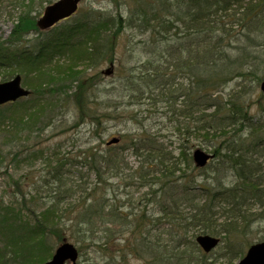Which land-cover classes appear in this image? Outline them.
Returning a JSON list of instances; mask_svg holds the SVG:
<instances>
[{
  "label": "trees",
  "instance_id": "trees-1",
  "mask_svg": "<svg viewBox=\"0 0 264 264\" xmlns=\"http://www.w3.org/2000/svg\"><path fill=\"white\" fill-rule=\"evenodd\" d=\"M52 1L0 0V13L18 12L16 29L11 36L23 37L31 31L41 33L29 51L20 50L16 54L20 59L17 64L24 68L21 73L35 64L38 66L39 61H50L59 55L55 39L59 41L60 37L82 39L80 43L86 45L84 55L89 65L103 60L111 62L118 33L125 28L137 29L138 34L147 37L143 43L152 44L147 47L148 57L141 64L142 84L136 85L126 78L117 96L122 103L107 98L105 101L110 103L106 105L107 110L116 109L125 101L126 106H135L141 99L139 105L162 103V112L169 116L172 130L195 136L205 147L212 148L219 159L212 171L227 169L233 180L226 186L217 176L210 185L170 189L169 184L176 185L178 179L191 177L185 174L188 167H193L190 145L182 139L178 146L179 158L166 150L159 136L132 137L133 151L144 157L133 172L142 178L138 177L137 186L149 189L139 193L140 201L148 209L156 205L159 215L147 213L145 208L134 213L133 195L129 192L126 195L130 202L120 203L108 180L117 177L126 164L111 153L98 156L91 153L87 165L95 174L94 180L87 186H69V218L58 206L62 202L60 198L51 200L37 213L24 200L15 209L0 205V235L6 240L0 246V264L9 261L7 242H18L12 250L16 258L27 264L42 263L54 247L47 240L61 241L68 227L69 237L82 245L85 241L95 245L105 264H128L134 257L144 264H189L191 261L215 264L217 260L208 262L207 255L195 244L193 238L197 233L221 235V241L227 240L226 253L231 259L241 256L244 248L230 246L226 238L264 224V100L257 103L258 116L250 113V106L246 104L251 90L247 85L259 81L258 75L264 70V0H133L126 18L119 12H101L90 14L87 19H67L59 27L39 31L35 24L39 8ZM54 46L58 50L51 52ZM6 53L0 46V65L11 66L3 61ZM74 73L62 74L49 82H37L28 97L19 99L21 110L31 109L37 95L39 98L68 96L72 86L66 84L77 80L78 85L73 86L77 88L71 95L75 96L73 103L81 119L90 116L89 106L95 100H90L91 93L83 92L82 77L74 79ZM233 81L235 88L227 93L226 87ZM122 97L128 98L124 101ZM144 111L150 112L149 108ZM131 116L135 119L134 112ZM210 165L194 170L208 169ZM157 183L161 185L156 187ZM198 197L205 200L199 204ZM253 205L259 211H253ZM189 232L191 238L187 235ZM257 237L264 239L263 226ZM186 244L203 255V260L196 261L191 250L185 249Z\"/></svg>",
  "mask_w": 264,
  "mask_h": 264
},
{
  "label": "rangeland",
  "instance_id": "rangeland-1",
  "mask_svg": "<svg viewBox=\"0 0 264 264\" xmlns=\"http://www.w3.org/2000/svg\"><path fill=\"white\" fill-rule=\"evenodd\" d=\"M132 3H134L133 0H81L78 12L71 19H87L90 14H100L101 12L114 14L119 12L123 18H126L130 14ZM44 5L42 6L44 7ZM42 6L39 8L40 13L43 9ZM8 8L13 12L11 6H8ZM17 13L13 12L11 15L0 13V46L7 51L3 61L11 65H5V63L0 65V81L8 80L18 73L22 77L21 84L32 90L39 81L49 82L54 77H59L62 74L67 75L75 71L74 79H77V76L82 77L80 80L84 82L81 84L83 92L85 94L91 93L90 100L94 99L95 101L89 106L92 110L90 116L81 119L79 110L73 103L75 96H71L77 88H73V86L78 85L76 80L75 83L68 82L66 84L72 86L67 92L68 96L64 94L57 98L45 95L39 98L37 95L32 100L33 107L26 112L21 110L20 105L22 103L19 101L13 106L8 107L7 104L6 107L0 108V205L4 204V206L15 209L24 200L26 206L37 213L51 200L60 198L62 202L58 206L61 210H64L66 218H69V186L72 184L87 186V183L92 182L95 177V174L88 169L89 155L91 153H95L96 156L102 153H111L121 158L126 164L122 170L118 171L117 177L108 180V182H111L114 193L118 194L117 197L120 199V203L126 202L128 198L126 193L129 192L130 195H133L131 200L135 204V207H133L134 213H138L145 208L147 213L159 215L156 205L152 204L153 208L148 209L146 203L140 201L139 193L146 191L148 188L138 189L139 175L135 176L133 172L144 157L133 151L131 138H137L145 134L147 136L152 135V137L153 135L159 136L166 150H170V154L179 158L181 156L179 155L178 146L182 139H185V142L190 145L189 153H192L195 149H202L210 154L212 148L205 147L199 139H195V136L172 130L171 125L173 124L168 122L169 116L162 112L164 110V107H161L162 103L151 104V106L147 104L139 105L138 103L143 100L141 99L137 101L135 106H126L127 101L125 100L128 97H122L125 101L123 105L121 104L116 109L111 107V111H109L110 108L107 110L106 105H110L105 101L107 98H113L112 100L121 102L117 96L126 83V78L132 80L136 85L142 84L141 73L144 72H141V64L148 57L147 47L152 46V44L146 45V43H143L147 37L138 34L137 29H123L116 36L117 43L114 46L116 48L112 53L113 59L110 63L113 66V73L104 74L103 70L110 65L109 61L103 60L89 65L84 55L86 45L84 47L80 43L82 39L75 36H70L69 39L60 37L59 41L55 39V43L58 44L59 52L57 53L59 55L50 61H39L38 66L35 64L31 68H27L25 73H21L24 68L23 65L20 67L17 64L20 59L16 54H20V50H25V48L19 49L21 46L32 44L39 34L31 32L23 35V37L11 36L13 29H16ZM57 26H60V24ZM82 47L83 49L78 53ZM58 49L54 46L51 52ZM10 57L12 59H9ZM131 66H133V69H129ZM152 66H154L153 63ZM50 75L52 76L49 78ZM258 76L260 81L264 76V70ZM181 80L179 79V81ZM259 81L254 80L253 83L247 85L251 90L246 99V104L250 106V113L255 116L260 114L258 101L264 100V91L260 90ZM111 88L114 90L111 91ZM234 88L235 81L226 87V92L228 93ZM107 93L110 94L109 97H107ZM95 94H98L96 98L93 97ZM100 101L101 103L97 104ZM144 108H149L150 112L146 113ZM132 112L135 113V119H133L134 116H131ZM27 115H31L32 118H27ZM191 123L189 124L192 125ZM112 136L119 137V141L114 145H107L106 141ZM247 139L250 140V136H247ZM179 161L183 160L180 159ZM217 162H219V159L214 157L211 160V168L194 170L197 165L194 166L191 160L193 167H188L185 173L190 174L191 177L178 179L176 185L169 184L170 189L174 186L181 190L184 187L192 189L200 185H210L215 180L213 177L217 176L228 186L229 181L233 180V176L227 169H221L220 172L215 171L214 173L212 168L216 167ZM142 165L145 164L142 163ZM58 172L59 176L56 175ZM107 176L104 175L103 177ZM140 179L142 180V178ZM160 185V183H157L156 187ZM57 193L59 194L57 195ZM109 194L111 193L109 192ZM73 198L75 199V196ZM204 200L203 197H198L197 201L201 204ZM127 201L130 202V200ZM197 201L192 202L196 203ZM140 202L142 204H139ZM252 207L253 211H259L257 205ZM22 208H24V205H22ZM215 216L219 218V215ZM31 218L34 217L31 216ZM218 221L222 220L218 219ZM66 222L69 224V219H66ZM262 226L264 227V224L250 232L234 233L226 239H228L230 246L234 244L239 249L244 248L245 252L250 241L256 242L258 240L257 236L261 233ZM64 234L75 246L81 247L79 258L75 264H105L102 253L98 251L95 245H92L89 241H85L82 245L79 241L69 237V227L64 230ZM190 234L191 232L187 233L189 238H191ZM217 236L221 237V235ZM47 241H49L48 243L53 242L51 246H54V248L59 243V241L52 238ZM226 241L220 242L205 256L208 262L213 259L217 260L215 264H235L237 262L240 257L231 259V255L226 253L228 250L225 247ZM4 242L6 240L0 235V246ZM7 244L6 257L9 259L8 264H27L21 258H16L12 252L18 242L12 244L7 242ZM184 247L186 250H191L190 253L193 254V258L198 259L196 261L203 260V255L199 252L193 250L187 244ZM14 259L17 260L14 261ZM193 262L189 264H194ZM128 264L144 263L141 259L134 257Z\"/></svg>",
  "mask_w": 264,
  "mask_h": 264
},
{
  "label": "water",
  "instance_id": "water-1",
  "mask_svg": "<svg viewBox=\"0 0 264 264\" xmlns=\"http://www.w3.org/2000/svg\"><path fill=\"white\" fill-rule=\"evenodd\" d=\"M79 0H57L52 4L45 7L43 15L37 20L39 28L44 29L50 27L59 19L69 16L77 7ZM112 68H107L105 73L108 74ZM20 75H15L12 79L0 82V104L15 100L20 96H25L29 90L22 87L20 84ZM261 90H264V79L260 84ZM117 141V138H112L110 142ZM193 160L197 166H203L209 157L212 155L207 154L201 149L193 151ZM197 241L205 251L210 250L218 242V238L210 235H199ZM78 256V251L72 243L63 242L54 252L51 259L44 264H65L67 260L75 262ZM236 264H264V241L253 243L247 249L246 254Z\"/></svg>",
  "mask_w": 264,
  "mask_h": 264
}]
</instances>
